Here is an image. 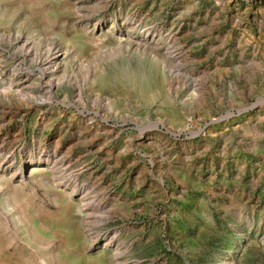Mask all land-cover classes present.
Listing matches in <instances>:
<instances>
[{
    "label": "rangeland",
    "instance_id": "rangeland-1",
    "mask_svg": "<svg viewBox=\"0 0 264 264\" xmlns=\"http://www.w3.org/2000/svg\"><path fill=\"white\" fill-rule=\"evenodd\" d=\"M0 264H264V0H0Z\"/></svg>",
    "mask_w": 264,
    "mask_h": 264
}]
</instances>
